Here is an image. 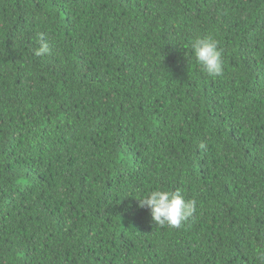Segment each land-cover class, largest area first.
I'll use <instances>...</instances> for the list:
<instances>
[{"label": "trees", "instance_id": "obj_1", "mask_svg": "<svg viewBox=\"0 0 264 264\" xmlns=\"http://www.w3.org/2000/svg\"><path fill=\"white\" fill-rule=\"evenodd\" d=\"M0 264H264V0H0Z\"/></svg>", "mask_w": 264, "mask_h": 264}, {"label": "clouds", "instance_id": "obj_2", "mask_svg": "<svg viewBox=\"0 0 264 264\" xmlns=\"http://www.w3.org/2000/svg\"><path fill=\"white\" fill-rule=\"evenodd\" d=\"M197 61L203 69L213 77H220L224 72L222 51L218 41L211 35L196 38L191 45ZM50 52L49 45L41 42L35 55L43 56ZM201 147H204L201 144ZM138 206L147 207L153 220L159 225L180 227L182 222L192 218L196 212V201L186 200L179 191L154 189L138 199Z\"/></svg>", "mask_w": 264, "mask_h": 264}]
</instances>
